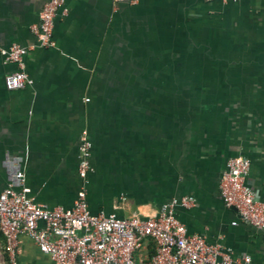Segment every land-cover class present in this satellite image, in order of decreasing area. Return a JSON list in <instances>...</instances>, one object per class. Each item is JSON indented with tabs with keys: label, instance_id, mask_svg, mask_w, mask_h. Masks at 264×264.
Returning <instances> with one entry per match:
<instances>
[{
	"label": "crops",
	"instance_id": "crops-1",
	"mask_svg": "<svg viewBox=\"0 0 264 264\" xmlns=\"http://www.w3.org/2000/svg\"><path fill=\"white\" fill-rule=\"evenodd\" d=\"M45 2L0 0V192L18 159L27 195L47 208L71 207L83 189L92 214L151 217L190 197L175 207L189 233L264 264V231L219 194L227 159L243 156L264 199V0H64L54 46L41 47L32 27ZM12 44L27 49L30 83L9 90L17 66L1 51ZM152 251L144 239L135 262ZM17 264L53 261L20 234Z\"/></svg>",
	"mask_w": 264,
	"mask_h": 264
},
{
	"label": "built area",
	"instance_id": "built-area-1",
	"mask_svg": "<svg viewBox=\"0 0 264 264\" xmlns=\"http://www.w3.org/2000/svg\"><path fill=\"white\" fill-rule=\"evenodd\" d=\"M63 1L46 0L43 4L39 23L32 27L39 46H54L53 21ZM26 51L18 44L1 51L6 61L17 66L4 77L9 90L30 83L22 62ZM90 147L87 133L82 131L77 168L82 179L91 170ZM249 167L248 158L229 157L220 176L219 194L227 206L234 207L243 222L264 231V199L245 183ZM7 170V184L0 192V232L8 264H17L20 234H26L43 254L52 259L53 264H135L134 252L146 238L155 244L149 264H251L250 256H234L222 245L209 244L203 236L187 231L177 218L175 207L191 206L190 197L172 198L151 217L92 214L83 189L77 191L71 207L47 208L27 195L18 159L7 162Z\"/></svg>",
	"mask_w": 264,
	"mask_h": 264
},
{
	"label": "trees",
	"instance_id": "trees-1",
	"mask_svg": "<svg viewBox=\"0 0 264 264\" xmlns=\"http://www.w3.org/2000/svg\"><path fill=\"white\" fill-rule=\"evenodd\" d=\"M153 253H154V251H152L151 253H149L148 257L150 258V256H151ZM135 264H137V263L135 262Z\"/></svg>",
	"mask_w": 264,
	"mask_h": 264
},
{
	"label": "water",
	"instance_id": "water-1",
	"mask_svg": "<svg viewBox=\"0 0 264 264\" xmlns=\"http://www.w3.org/2000/svg\"><path fill=\"white\" fill-rule=\"evenodd\" d=\"M234 208V207H233Z\"/></svg>",
	"mask_w": 264,
	"mask_h": 264
}]
</instances>
